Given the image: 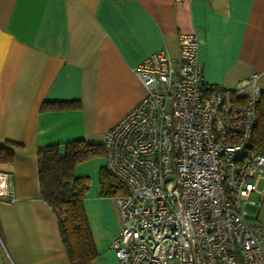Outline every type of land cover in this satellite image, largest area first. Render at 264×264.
Returning <instances> with one entry per match:
<instances>
[{
    "label": "crops",
    "instance_id": "crops-1",
    "mask_svg": "<svg viewBox=\"0 0 264 264\" xmlns=\"http://www.w3.org/2000/svg\"><path fill=\"white\" fill-rule=\"evenodd\" d=\"M195 34L203 81L232 89L251 74L264 94V0H0V147L13 151V202L0 200V264H70L54 211L41 200L37 151L74 140L103 144L144 97L134 67L177 36ZM79 108L40 110L44 102ZM103 158L76 165L89 179L83 207L98 254L119 264L114 197L101 196ZM250 221L264 226V196ZM251 210L253 208H250Z\"/></svg>",
    "mask_w": 264,
    "mask_h": 264
},
{
    "label": "built area",
    "instance_id": "built-area-1",
    "mask_svg": "<svg viewBox=\"0 0 264 264\" xmlns=\"http://www.w3.org/2000/svg\"><path fill=\"white\" fill-rule=\"evenodd\" d=\"M133 70L145 95L102 144L126 190L114 197L119 264H264V226L249 220L264 196V154L248 150L258 74L206 84L195 34L177 36L176 58L160 50ZM0 200H15L1 171Z\"/></svg>",
    "mask_w": 264,
    "mask_h": 264
},
{
    "label": "trees",
    "instance_id": "trees-1",
    "mask_svg": "<svg viewBox=\"0 0 264 264\" xmlns=\"http://www.w3.org/2000/svg\"><path fill=\"white\" fill-rule=\"evenodd\" d=\"M78 101L44 102L40 110L79 108ZM8 145H13L8 143ZM0 147V163L11 164L13 151ZM248 150L264 154V94L256 104V123ZM103 145L74 140L43 146L37 151L38 183L41 200L54 211L58 228L70 264H93L98 258L83 207L89 189L87 177L74 175L76 165L103 157ZM101 196H124L126 190L103 167L98 173Z\"/></svg>",
    "mask_w": 264,
    "mask_h": 264
},
{
    "label": "rangeland",
    "instance_id": "rangeland-1",
    "mask_svg": "<svg viewBox=\"0 0 264 264\" xmlns=\"http://www.w3.org/2000/svg\"><path fill=\"white\" fill-rule=\"evenodd\" d=\"M98 158H103V166L105 165V157L103 156V157H98ZM98 158H94V159H98ZM94 159H92V160H94ZM91 161V160H90ZM87 162H89V161H87ZM85 163V162H84ZM82 164V163H81Z\"/></svg>",
    "mask_w": 264,
    "mask_h": 264
}]
</instances>
